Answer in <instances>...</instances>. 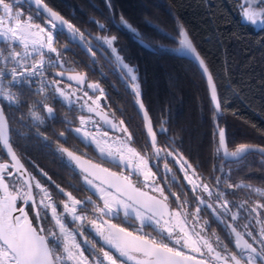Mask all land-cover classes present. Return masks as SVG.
Here are the masks:
<instances>
[{"label": "snow or ice", "instance_id": "snow-or-ice-1", "mask_svg": "<svg viewBox=\"0 0 264 264\" xmlns=\"http://www.w3.org/2000/svg\"><path fill=\"white\" fill-rule=\"evenodd\" d=\"M19 2L0 0V264H264V189L233 182L232 169L223 167L224 157L241 158L249 151L264 157V146L239 144L228 150L226 127L216 118L222 112L218 85L180 18H175L171 39L201 71L212 112L211 143L216 153H223L214 157L221 165L214 164L207 178L175 141L161 145L159 137L167 135L169 120L152 115L137 67L116 47L118 36L89 33L86 40L85 32L43 0H35V14L27 18L16 10ZM104 3L109 22H115L113 0ZM235 3L244 20L264 24V0ZM93 23L108 31L107 24ZM118 23L141 35L123 14ZM58 32L78 39L93 63L97 51L114 56L120 79L141 116L140 149L133 146L135 138L125 120L116 121L115 114L102 107L101 101L108 97L98 81L87 82L86 73H76L67 76L76 87L62 85L67 63L62 52L68 49L55 46ZM57 66L61 71L50 73ZM31 97L38 98L29 102ZM57 100L79 115L63 118L67 126L53 132L57 136L53 147L44 128L48 120L56 119L52 105ZM12 106L19 115L7 110ZM67 134L92 148L100 162L59 143L67 141ZM25 141L50 149L91 194L79 199L56 183L30 158ZM242 189L247 190L246 198H228ZM58 195L63 198L57 200ZM213 223L222 227L224 236L210 231Z\"/></svg>", "mask_w": 264, "mask_h": 264}, {"label": "trees", "instance_id": "trees-1", "mask_svg": "<svg viewBox=\"0 0 264 264\" xmlns=\"http://www.w3.org/2000/svg\"><path fill=\"white\" fill-rule=\"evenodd\" d=\"M46 1L85 32L87 38L89 33L118 36L116 47L137 67L152 115L169 120L167 135L159 137L161 145L175 141V146L207 178L214 164L221 165V160L214 157L222 156L211 143L212 112L205 80L196 65L176 50L171 39L175 18L179 17L209 63L218 85L222 112H217L216 118L226 127L228 150H235L239 144L264 146V25L254 27L246 22L235 0H113L115 22H109L104 0ZM121 14L141 35L119 25ZM94 20L107 24L108 31L99 30ZM134 37L147 44L157 43L144 49L135 43ZM115 99L110 96L109 103L115 105ZM125 107L131 111V131L138 132L137 127L142 126L140 116L129 100ZM42 159L44 164L57 169L49 172L51 176L59 183L73 181L74 192L79 193L77 175H69L49 156ZM223 166L232 169L233 182L264 189V157L258 153H248ZM247 194L246 189L237 190L228 198L239 201ZM255 227L258 230L260 226Z\"/></svg>", "mask_w": 264, "mask_h": 264}, {"label": "flooded vegetation", "instance_id": "flooded-vegetation-1", "mask_svg": "<svg viewBox=\"0 0 264 264\" xmlns=\"http://www.w3.org/2000/svg\"><path fill=\"white\" fill-rule=\"evenodd\" d=\"M45 4H47L49 7H51L54 11H56L52 5L46 1L43 0ZM16 10H22L24 14V18H27L29 15H34L36 9L32 7L29 3H27L26 0H20V2L17 4ZM57 12V11H56ZM35 22H39V20H36ZM85 39H89L85 36ZM135 43L140 45L144 49H148V46L141 45L140 40L138 37H134ZM143 41V40H141ZM146 45H148L145 41H143ZM94 44H96V47H100L99 44L96 41H93ZM67 46V51L62 52V56L66 59L67 63L65 65V68L63 71L65 72V78H67L68 75H75L76 73H86V79L87 82H99L100 86L105 90L107 97L109 98L112 95L117 98L115 99V105L113 103H109V100L107 99L106 101L102 100L101 104L102 107H104L105 111H111L115 114L114 119L116 121H119L120 119H124L126 122V125L128 127V130L130 133L133 134L135 138V143L133 144L134 147L140 149L142 144H143V125L138 126V132H132L131 127H129L128 120L130 119L128 116L131 113V111L125 107L127 105L128 100L131 103V97L129 96L128 92L126 91L124 83L120 79V75L118 72V67H117V62L114 58L109 53L102 55L101 52L97 51L96 57H95V63H93L91 56L89 53L84 49V47L81 44H78L72 37H70L68 34L65 32H58L56 35V47L57 48H63L64 46ZM120 51V50H119ZM120 54L123 56V54L120 52ZM53 58H54V54ZM50 73H56L61 71L60 67H53L50 70ZM51 78V76L49 77ZM62 85L65 87H76L75 82H70L66 79L62 80ZM35 87V85L33 86ZM15 90V89H14ZM87 90V89H85ZM89 94L92 95L91 91L89 90ZM96 95H99L97 92ZM38 97H31V99H36ZM133 106V104L131 103ZM55 108V115L56 119L55 120H48L47 125L44 128V130L50 135L51 140H52V145L55 147L57 143V136L53 135V132L59 133L60 131H63L64 128L67 126L63 122V118L65 116L68 117L69 120H73L76 116L79 115L78 112L72 111L69 112V109L67 106L63 105L59 100L55 104L52 105ZM134 107V106H133ZM8 111L13 112L15 115H19V113L15 112V106H12L11 108L7 109ZM26 110V105L24 106V109ZM134 110L136 111L135 107ZM137 113V111H136ZM139 116V115H138ZM141 118V117H140ZM142 121V120H141ZM72 126H76L73 124ZM111 134V133H110ZM25 146L28 149V155L30 158L37 164H39L41 167H44L46 171L48 172H55L57 169L53 168L51 165H47L43 163V156H49L54 161L60 163L61 167L68 172L69 175H74L72 172V169L65 166L60 162L58 157L54 156L51 152L50 149L43 147L42 145H38L33 141H25ZM59 143L63 144L65 147L69 148L70 150L76 151L77 154H82V153H87V156L85 158H90L94 162H100L97 158V153L92 149V148H86L83 143L80 142L79 139H77L74 135L72 134H67V141L65 142L64 140H60ZM92 150V151H91ZM3 158H0V162H2ZM164 161H160V167L161 170L163 168ZM25 166L29 169V171H34L32 168L31 164H28L27 162L25 163ZM104 166L109 167L110 165L105 164ZM171 166V165H170ZM224 167V166H223ZM229 168V166L224 167ZM113 171H120V169L112 167ZM199 172V171H198ZM176 175L182 179V174L179 172L177 169ZM215 175V173H214ZM70 176V177H71ZM78 176V175H77ZM53 177V176H52ZM208 177V176H207ZM53 179H55L53 177ZM79 179V186L78 188L80 189L79 193L82 196V198H86L88 195L91 193L87 191L80 182ZM56 183L60 184L61 187L65 188V190L72 192L74 195V188L76 187L75 184H73V181H65L62 183H59L58 180H54ZM207 182V180H206ZM173 191H177V189L174 187L172 189ZM187 191V189H185ZM62 195L60 197H56L57 200L62 199ZM93 199H96V197H93ZM89 207H91L89 205ZM194 207V205H193ZM205 218H207L205 216ZM116 223H122L121 220L115 221ZM127 226V225H124ZM150 230V229H148ZM211 230H215L218 234L221 236H224V232L222 231V227H218L217 224L213 223ZM243 231V230H241ZM227 242V241H225Z\"/></svg>", "mask_w": 264, "mask_h": 264}, {"label": "water", "instance_id": "water-1", "mask_svg": "<svg viewBox=\"0 0 264 264\" xmlns=\"http://www.w3.org/2000/svg\"><path fill=\"white\" fill-rule=\"evenodd\" d=\"M27 1V3H29L32 7H34L35 9H36V5H35V0H26ZM44 3V2H43ZM45 4V3H44ZM66 33V32H65ZM67 34V33H66ZM69 35V34H68ZM70 36V35H69ZM71 37V36H70ZM78 44H81L80 43V41L78 40V39H74ZM140 43H141V45H144V46H146V44L143 42V41H141L140 40ZM98 48V47H97ZM182 56L183 57H185L186 59H189L190 61H192V59H191V57H189V56H185V55H183L182 54ZM193 62V61H192ZM194 63V62H193ZM195 64V63H194ZM196 65V64H195ZM196 67H197V65H196ZM198 68V67H197ZM198 70L200 71V69L198 68ZM200 73H201V71H200ZM202 75V74H201ZM64 79H66L67 80V78H64ZM136 109V108H135ZM137 111V110H136ZM140 116V115H139ZM141 117V116H140ZM227 145V144H226ZM230 151V150H229ZM231 152V151H230ZM248 153H252V151H249V152H247V153H242L241 154V158L243 157V156H245L246 154H248ZM256 153V152H255ZM220 154H221V156H223V153L222 152H220ZM241 158H235V157H224V160L225 161H227V162H233V161H236V160H239V159H241Z\"/></svg>", "mask_w": 264, "mask_h": 264}, {"label": "rangeland", "instance_id": "rangeland-1", "mask_svg": "<svg viewBox=\"0 0 264 264\" xmlns=\"http://www.w3.org/2000/svg\"><path fill=\"white\" fill-rule=\"evenodd\" d=\"M246 21V20H245ZM247 22V21H246ZM249 23V22H248ZM251 25H253V24H251ZM264 24H261V23H257V24H255V25H253L254 27H261V26H263ZM103 35H108V34H106V33H104V34H101L100 36H103ZM108 36H111V35H108ZM50 175V174H49ZM51 176V175H50ZM52 177V176H51ZM52 179H53V177H52ZM53 180H55V179H53ZM67 191V190H66ZM74 196H76L77 198H79V199H84V198H82V196L80 195V194H76L75 192H74ZM58 197H60V195H58Z\"/></svg>", "mask_w": 264, "mask_h": 264}]
</instances>
